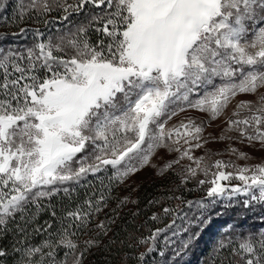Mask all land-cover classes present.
<instances>
[{
	"label": "snow or ice",
	"instance_id": "1",
	"mask_svg": "<svg viewBox=\"0 0 264 264\" xmlns=\"http://www.w3.org/2000/svg\"><path fill=\"white\" fill-rule=\"evenodd\" d=\"M19 8L21 20L32 11L38 16L63 11L64 20L73 13L88 15L87 23L56 43H38L26 53L0 51V236L17 217L23 222L16 224V264H84L100 246L96 237L110 231L106 224H98L96 237L81 246L73 237L88 228L92 213L77 208L66 213V226L64 220L56 228L45 221L33 228L44 237L36 244L29 238L35 215L30 210H43L44 202L50 204L60 192L69 195L72 185L90 175L104 187L105 180L123 183L149 165L157 149L194 160L196 168L186 169L183 182L199 171L206 179L198 185H209L207 202H186L199 214L187 217V226L179 229L189 235L174 250L175 256L198 239L199 232L191 229L211 222L219 199L231 201L243 194L245 208L264 207V163L240 167L216 160L201 167L203 158H194L191 149L203 147L206 123L189 117L167 127L189 110L207 113L214 121L236 97L253 95L255 100L236 102L218 139L246 140L264 149V0H28ZM90 29L98 34L95 43ZM239 158L248 157L241 152ZM174 163L179 161L167 163L160 174ZM228 168L233 171H225ZM233 179L241 184L222 183ZM86 203L92 207V201ZM101 210L97 202L94 211ZM56 215L52 210L51 216ZM174 224L175 219L168 227ZM162 231L166 229H156L148 238L153 244L146 252L124 255L128 260L134 255L135 264H146ZM7 255L0 249V261ZM211 264H264V229L239 241L226 236L213 250Z\"/></svg>",
	"mask_w": 264,
	"mask_h": 264
},
{
	"label": "trees",
	"instance_id": "2",
	"mask_svg": "<svg viewBox=\"0 0 264 264\" xmlns=\"http://www.w3.org/2000/svg\"><path fill=\"white\" fill-rule=\"evenodd\" d=\"M14 2V0H0V3L3 4V7H0L1 26L4 14L15 11V16H19L21 9L17 4L15 7V3L18 2ZM68 3H71V1L68 0ZM56 12L61 15L64 14L63 11ZM87 15V12L77 14L75 17H72L69 23L45 21V17L48 19L51 15L38 16L34 11L29 12L25 18L31 20L30 22H26V24H37L39 26H44L45 24L46 30L44 33L46 35L45 37L43 36V39H46L48 37H60L70 33L75 28L73 26L87 23ZM32 35L35 38V35ZM88 35L93 43L99 38L91 29ZM8 38L6 34H1L0 44H5ZM18 40L15 44L34 43V41L32 42L25 38H18ZM68 53L71 54V50H68ZM61 55H64V53H61ZM106 175L110 176L111 172L107 171ZM104 184L107 187L102 186L100 180L90 175L86 180H82L79 185H72L73 190L69 195L60 192L52 198L50 204L45 201L43 210L36 211L34 208L31 209L30 211L35 214L28 228L31 242L39 244L44 238L40 234H35L32 231L33 228L44 226L45 221L53 223L54 228L59 227L60 222L64 220L67 212L79 208L82 211L92 213L89 217L88 228L84 233L73 237V239L81 242V246H83V241L91 237H96V233L100 231L97 225L101 222L105 223L110 229L107 235L96 237L101 241L100 246L91 250L84 264H122V260H127L130 264H135L134 255L131 260H128L124 254L146 252L150 243L151 246L153 244L148 238L156 229L166 228L172 224L173 219H175V224L171 228H178L180 225L186 224L187 217L199 214L197 210L190 209L186 204L187 201L193 199L191 198L190 192H187V194L185 191L179 192L184 195V198H182L183 201L179 204V208H175L174 203L177 200L174 197L171 198L169 187L174 189L176 185L179 186L176 176H165L161 179V183L150 182L145 186L142 185L140 188L141 191L139 190V193L128 202L126 199L124 203L122 201L125 200V196H117L116 191L118 186L116 183L108 184V181L105 180ZM101 196L105 198L104 201L100 200ZM86 201H92V207ZM97 202L100 203L102 209L98 213L94 211ZM105 202L107 204L106 207H104ZM164 204L167 205L165 208L172 210L171 213H164ZM52 210H55L57 214L55 218L51 216ZM154 215L157 217L155 220L152 219ZM68 222L69 220H64L65 226ZM17 223H23L19 220V217H17L14 223L9 225L10 230L8 233L0 236V249L8 252V255L0 261V264H16V260L20 259L12 251L13 245L19 239V234L16 229ZM261 229H264V207L259 204H254L251 208H245L242 201L231 206L216 207L212 210L210 223L203 228L193 227L191 229L192 233L199 232V237L190 249L182 252L179 257L175 256L173 254L174 250L179 248L180 243L177 242L175 244L171 238H168L171 243L166 242L164 232L162 231L155 241V251L146 255V264H211L213 250L218 244L216 239L219 237L224 239L227 236L229 239L239 241L243 236L252 232H258ZM188 235L189 233H186L184 239ZM140 240H148L147 245L140 244ZM111 241H115V243H111ZM121 241L124 243L121 244ZM129 244L136 245V247L130 248L128 246ZM161 251L165 253L164 256L160 255ZM62 255L63 253L61 252Z\"/></svg>",
	"mask_w": 264,
	"mask_h": 264
},
{
	"label": "rangeland",
	"instance_id": "3",
	"mask_svg": "<svg viewBox=\"0 0 264 264\" xmlns=\"http://www.w3.org/2000/svg\"><path fill=\"white\" fill-rule=\"evenodd\" d=\"M18 3H24L27 4L28 0H14ZM71 3L74 2V0H70ZM14 2V3H15ZM13 3V4H14ZM18 3H15L19 5ZM49 16L48 19L45 17V21H56V23L59 22H67L72 19V17H75V13H73L68 20L63 19V15L57 13L56 11H53L51 13H48ZM28 15V14H27ZM56 15V16H55ZM3 16V15H2ZM26 16V15H25ZM24 18L21 20L18 17L15 16V11H11L10 13L4 14L2 26L0 25V35L6 34L9 38L8 41L5 44H0V51H6V50H14L21 53H26V50L29 48H35V45L38 43H47L49 40H52L53 43L58 42V37L55 36L54 38L48 37L46 39H43V36L45 37L46 33L44 31L46 30V25L39 26V25H33V24H26V22H30L31 20H28L27 18ZM56 17V18H55ZM39 18V17H36ZM25 19V20H24ZM78 25H75L74 29L71 30V32H74L76 30V27ZM94 31V30H92ZM95 32V31H94ZM96 33V32H95ZM35 35L34 36L32 35ZM98 36V34L96 33ZM33 37V40H32ZM18 38H25L29 41H34L33 44H15L18 40ZM38 51V50H37ZM57 55H61V53H55ZM219 81H217L218 83ZM264 91V90H262ZM256 97L253 95H240L236 97L232 101V103L229 105L228 109L225 111V113L219 117L216 120H210L208 118L207 113H202L196 110H189L184 113H180L178 116L174 117L173 120L169 121V124L167 127H171L172 125L178 124L181 120H184L186 118H194L197 122L204 121L206 123V127L204 129V132L202 134V139L200 143L203 144V147L201 148H192L191 149V155L194 158H203V163L201 167H204L205 165H213L216 160L221 161H232L235 165L243 167V166H253L256 164L264 163V149L260 147L259 143H255L254 146L250 145L246 140L241 143L239 140H220L218 139L222 134H224V128L226 127V121L231 116V113L235 107V104L238 100H255ZM227 135L236 136V133H227ZM207 139L209 142L204 144L203 141ZM170 143V142H169ZM193 144L196 143L195 141L192 142ZM181 145L183 148H187L188 145L183 144V140H181ZM231 148L237 149V153L233 154V152L230 150ZM245 153L247 154V159L239 158V153ZM174 160H178L179 163H174L172 165V168L167 169L166 171H163V175H161V171L164 169V166ZM196 168V164L194 160H189L186 157L184 159H180V154L177 152H169L167 148L163 149H157L156 155L152 157V160L149 165L145 166L144 168L140 169L136 173L130 175L123 183H116L118 186L117 188V196H125L127 198V202L131 199H133L138 193L139 190L141 191L142 185L145 186L146 184L153 182V183H161V179H163L165 176H176L177 182L179 183V186H175L174 189L169 187L171 198H176L177 202H175V208H179V204L181 201H183L182 198H184V195L179 193L185 191L191 194V198H193L190 201H198V200H205L206 202L210 199L207 197V187L208 184L205 185H198V180L200 179H206L202 172L198 171V174L195 178L189 179L186 183L183 182L184 177L187 175L186 169L188 167ZM108 171L112 174V169L109 168ZM212 171H215L213 168ZM225 171H233L232 168L225 169ZM222 183H230L231 185H238L241 184L239 180L233 179L230 182H222ZM115 184V183H113ZM115 193V194H116ZM179 198V200L177 199ZM247 197H245L243 194L236 195L232 198L231 201H228L226 199H219L214 208L216 207H224V206H231L233 204H236L238 202H242ZM164 208L167 207L166 204L163 205ZM213 208V209H214ZM192 210H196L195 208H192ZM169 225V224H168ZM187 223L185 225H180L178 228L170 229L168 226L164 229L166 231L164 232L165 237L171 238L172 242L175 244L181 243V241L184 240L186 233L180 232L179 229L186 227ZM179 232L177 236H173V231ZM185 234V235H184ZM222 240V237H219L216 239V241ZM147 245V244H145ZM151 246V243L150 245ZM88 259V256H87ZM86 259V260H87ZM130 264V262H128Z\"/></svg>",
	"mask_w": 264,
	"mask_h": 264
}]
</instances>
